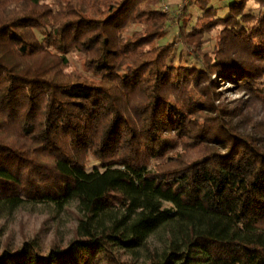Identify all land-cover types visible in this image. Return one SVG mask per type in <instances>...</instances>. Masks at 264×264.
I'll use <instances>...</instances> for the list:
<instances>
[{"label":"trees","instance_id":"obj_1","mask_svg":"<svg viewBox=\"0 0 264 264\" xmlns=\"http://www.w3.org/2000/svg\"><path fill=\"white\" fill-rule=\"evenodd\" d=\"M161 1L0 0V219L76 207L0 264H264V0L185 7L190 64Z\"/></svg>","mask_w":264,"mask_h":264},{"label":"rangeland","instance_id":"obj_2","mask_svg":"<svg viewBox=\"0 0 264 264\" xmlns=\"http://www.w3.org/2000/svg\"><path fill=\"white\" fill-rule=\"evenodd\" d=\"M193 1L194 0H162L156 7L158 10L168 13L170 16L168 34L161 40V43L163 41L169 42L174 37L177 38L172 48L173 59L175 61L178 60L182 53L183 58L186 59L188 64L192 63L194 60L193 51L186 47L181 49L179 31L185 25L181 18L185 7H187L186 11L190 13V15L192 14V17L194 18L200 14L199 9L192 6L191 3ZM233 1L234 0H213V5L220 8L221 14H228V5ZM248 7L255 8L258 7V5L254 0H251ZM217 32L218 30H214L206 35L207 40L204 45L205 49L212 48L215 42L214 37ZM68 58L70 60L68 71L76 70L83 74H90L86 70L85 58L81 53L73 51L68 54ZM214 78L216 80L219 79L217 74L214 75ZM222 85L221 89L224 92L226 99L233 100L241 96L240 93H234V91L231 90L232 85L230 83L224 82ZM258 113L260 114V117L263 116L261 111H258ZM96 164L97 163L92 160L90 162V168ZM70 208L72 212L65 210L59 214H55L54 211L47 210L40 205L33 209L26 207L24 210L16 211L15 214L6 221L0 219V224H5L6 232L10 234L9 237L10 240H12V243H19L22 240L23 234L33 236L36 231L40 232L45 242H50L56 239L58 235L64 238L71 237L72 229L76 223L73 216V211L76 209L75 204H72Z\"/></svg>","mask_w":264,"mask_h":264},{"label":"crops","instance_id":"obj_3","mask_svg":"<svg viewBox=\"0 0 264 264\" xmlns=\"http://www.w3.org/2000/svg\"><path fill=\"white\" fill-rule=\"evenodd\" d=\"M176 1V0H175Z\"/></svg>","mask_w":264,"mask_h":264}]
</instances>
